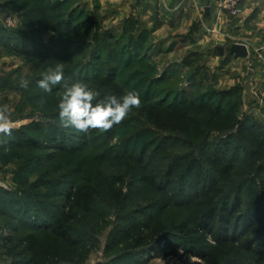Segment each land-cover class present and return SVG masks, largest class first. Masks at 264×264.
<instances>
[{
  "label": "rangeland",
  "instance_id": "rangeland-1",
  "mask_svg": "<svg viewBox=\"0 0 264 264\" xmlns=\"http://www.w3.org/2000/svg\"><path fill=\"white\" fill-rule=\"evenodd\" d=\"M58 1L62 5L54 9L53 3ZM120 1L0 0V105L6 104L11 110L15 129L24 128L43 142L42 136L28 127L40 123L43 131L49 133L53 126L63 138L58 113H52L54 109L58 112L62 85L51 93L36 86L42 73L57 63L63 65L64 83L68 85L78 81V73L93 74L101 66L112 69L124 93L135 89L142 101L139 109H133L108 132L90 130L82 134L63 129L70 132V147L78 143L71 155L65 151L49 161L45 156L53 148L39 149L42 158L23 169L34 151L30 145L21 149L9 141L0 147V191L7 192L0 201V226L9 219L18 226L15 232L5 230L3 237L19 239L36 231L30 225L36 218H31L30 224L22 222L25 218L20 220L14 213L21 206L10 203L11 198L20 199L24 206L30 203L34 215L41 217L44 211L51 222L62 213L66 191L95 183L102 176L130 173L114 157L132 155L144 159L159 182L173 169L174 179L191 192L190 198L199 191L201 194L197 199L180 198L176 205L162 208L163 194L128 178L122 202L102 196L89 213L78 212L68 224L73 235L88 244L89 255L82 264H202L197 254L182 247L177 254L165 250L163 255L150 258L148 249L130 248L123 231L133 223L159 216L175 242L196 248L214 244L213 236L199 231L194 222L215 203L228 199L232 203L240 197V211L247 219L254 207H264V162L257 157L250 134L255 124L264 130V76L258 69L264 58L260 53L253 59L237 60L229 53L227 42L213 38L212 28L201 30L200 22L189 28L178 17L162 24L156 14L149 24L145 14L136 12L133 17L132 4L125 9L127 17L117 20ZM69 20H74L72 26ZM77 27L80 31H75ZM5 43L32 53L28 57L12 55ZM218 46L225 48L224 55ZM21 79L30 82L27 89L19 86ZM82 83L97 91L99 98L113 95L92 82ZM184 99L208 105L224 116L190 111L187 129L176 132L158 129L141 114L148 103L175 106ZM214 156L219 162L216 169L209 161ZM221 167L231 171L226 181L217 171ZM195 179L199 181L197 188L190 183ZM207 191L213 204L202 195ZM256 227L255 223L249 231ZM243 243L239 242L231 255L264 264L258 252L264 248V237L252 250ZM12 261L0 250V264Z\"/></svg>",
  "mask_w": 264,
  "mask_h": 264
},
{
  "label": "trees",
  "instance_id": "trees-1",
  "mask_svg": "<svg viewBox=\"0 0 264 264\" xmlns=\"http://www.w3.org/2000/svg\"><path fill=\"white\" fill-rule=\"evenodd\" d=\"M61 5L62 1H58L53 3V8H59ZM72 21H68L70 26H72ZM80 29L81 27H77L75 31H80ZM5 45L9 48V53L12 55L23 54L28 57L32 53L25 48L11 46L6 43ZM70 75L72 76L73 74ZM77 82H92L97 87L107 89L117 96H121L124 93V88L116 81L114 70H107L103 66L95 70L93 74L91 71H86L84 74L78 73ZM1 85L2 83H0V87H2ZM53 89H60V87ZM55 110L52 112L53 116L58 113L54 112ZM190 111H206L213 116H224L222 112L214 110L208 105H196L190 99H184L175 106L151 102L141 108V114L149 123L162 131L176 132H185ZM228 117H231L230 114ZM28 127L37 131L42 136L43 142H41L42 139L31 135L24 128L14 130L13 137L10 140L12 145L21 149L30 145L34 149L32 156L22 165L23 169L27 165L36 164L42 158V155L38 152L39 149L53 148V151L46 153L45 156L46 160L51 161L65 151L71 155L78 146V143L72 144V147L68 145L70 132L63 129V133H61L63 138H60L58 136L60 131L53 126H51V132L49 133L48 131H43L40 123H35ZM254 127V130H250V134L256 146L257 157L264 162V130L259 124H255ZM114 160L119 166L128 168L130 173L118 176H102L95 183H84L72 187V189L65 192L62 213L51 222L46 219L44 211L41 217L34 215L30 211L29 202V204L24 206L20 199L11 198L10 203H17L21 206L20 209L14 210V213H17L18 218H25L24 220L20 219L23 220L22 222L25 221L30 224L31 218H36V221L30 224L36 231L26 233L19 239H15L12 235L3 237L5 230L9 229L11 232L18 230V226L12 220H5L4 224L0 226V250L3 251L7 258H13L10 264L84 263L89 255L88 244L84 240L75 237L68 224L76 218L78 212L89 213L96 200L102 196L117 203L122 202L126 198L125 188L128 178L139 181L151 191L163 194L164 197L161 200L163 201L162 208L167 205H176V200L180 198L197 199L201 194L199 191L194 198H190L191 192H187L184 185L177 183L174 179L173 169H169L166 172V178L159 182L156 180L153 171L144 165V159L141 157L135 159L132 155H117ZM209 161L214 169L218 167L219 162L216 156L211 157ZM217 171H219L220 179L224 181L231 175L230 169L221 167ZM261 182L264 184V178ZM190 183H192L191 186H196V188L199 185V181L196 179ZM5 195H7V192L1 190L0 201ZM202 195L207 198L209 204H213L208 191L202 193ZM184 203L188 204L189 202L185 201ZM184 203H181V205H184ZM240 207L241 198L236 197L232 203L229 199L220 204L215 203L201 218H196L194 223L197 229L213 236L214 244H204L194 248L187 243L175 242L170 237L166 225L159 216L149 217L141 222L131 224L123 231V236L130 248L148 249L150 258L163 255L165 250H169L172 254H177L180 247H182L187 253L197 254L202 259V264H253L239 255L234 257L231 254L239 242H244L243 244L247 250H252L253 245L256 244L255 242L259 241L262 236L264 237V207L260 205L254 207L249 219L243 217ZM43 210L45 209L43 208ZM255 223L257 224L256 229L249 231ZM242 225H244L243 228H241ZM250 235L252 237L249 240L245 239V241H242L240 239L244 236L247 238ZM258 252L260 257L264 259V248H260V251L258 249Z\"/></svg>",
  "mask_w": 264,
  "mask_h": 264
},
{
  "label": "clouds",
  "instance_id": "clouds-1",
  "mask_svg": "<svg viewBox=\"0 0 264 264\" xmlns=\"http://www.w3.org/2000/svg\"><path fill=\"white\" fill-rule=\"evenodd\" d=\"M29 83L21 79L19 86L27 89ZM58 85H62L57 105L59 126L77 133H88L90 130L108 132L122 123L133 109L142 106L140 94L135 89L126 90L121 96L113 94L99 98V93L85 83H64V68L60 63L49 67L36 81V86L44 93H51ZM11 117L9 107L0 105V147L8 145L13 137L15 124Z\"/></svg>",
  "mask_w": 264,
  "mask_h": 264
},
{
  "label": "crops",
  "instance_id": "crops-1",
  "mask_svg": "<svg viewBox=\"0 0 264 264\" xmlns=\"http://www.w3.org/2000/svg\"><path fill=\"white\" fill-rule=\"evenodd\" d=\"M120 2L119 14L115 18L117 20L127 17L126 11L132 4L134 9L130 13H133V17L136 12L145 14L149 24L155 14L162 24L177 17L189 28L193 23L200 22V29L212 28L213 38L219 42H227L230 47L236 43L247 45L249 49L247 58L253 59L260 53L264 58V0H242L241 12L236 17L221 11L219 0H121ZM258 69L264 76L262 62L258 64Z\"/></svg>",
  "mask_w": 264,
  "mask_h": 264
},
{
  "label": "built area",
  "instance_id": "built-area-1",
  "mask_svg": "<svg viewBox=\"0 0 264 264\" xmlns=\"http://www.w3.org/2000/svg\"><path fill=\"white\" fill-rule=\"evenodd\" d=\"M241 4L242 0H219L220 10L225 11L231 17H236L240 14Z\"/></svg>",
  "mask_w": 264,
  "mask_h": 264
},
{
  "label": "water",
  "instance_id": "water-1",
  "mask_svg": "<svg viewBox=\"0 0 264 264\" xmlns=\"http://www.w3.org/2000/svg\"><path fill=\"white\" fill-rule=\"evenodd\" d=\"M218 50L221 55H224L225 48L219 47ZM229 53L237 59L247 58L249 56V49L245 44L236 43L230 47Z\"/></svg>",
  "mask_w": 264,
  "mask_h": 264
}]
</instances>
